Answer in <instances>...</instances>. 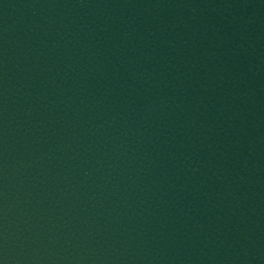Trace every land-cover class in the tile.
<instances>
[{
    "label": "water",
    "instance_id": "obj_1",
    "mask_svg": "<svg viewBox=\"0 0 264 264\" xmlns=\"http://www.w3.org/2000/svg\"><path fill=\"white\" fill-rule=\"evenodd\" d=\"M0 264H65L1 17Z\"/></svg>",
    "mask_w": 264,
    "mask_h": 264
}]
</instances>
